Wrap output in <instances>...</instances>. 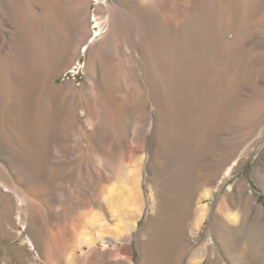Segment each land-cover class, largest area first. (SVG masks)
<instances>
[{"label": "rangeland", "instance_id": "rangeland-1", "mask_svg": "<svg viewBox=\"0 0 264 264\" xmlns=\"http://www.w3.org/2000/svg\"><path fill=\"white\" fill-rule=\"evenodd\" d=\"M0 167L2 264L39 220L94 264H264V0H0Z\"/></svg>", "mask_w": 264, "mask_h": 264}, {"label": "bare ground", "instance_id": "bare-ground-1", "mask_svg": "<svg viewBox=\"0 0 264 264\" xmlns=\"http://www.w3.org/2000/svg\"><path fill=\"white\" fill-rule=\"evenodd\" d=\"M102 23H103V20H101L97 23L99 25L98 27H99L100 32L102 31V28H103V27H101ZM0 168H1L2 174L4 176V180L2 182L3 187L6 189L5 191H2L0 193V224H1L3 222L4 223L10 222L12 204L14 203V199L18 202V205H19V204L25 203V200H28L29 196H28V194L26 192L27 190L25 188L21 190L18 188L19 186L17 187V184H18L17 180H13L16 178L15 174L11 170H8L9 171V173H8L7 170L5 171L2 167H0ZM222 206L223 205L221 203L219 206V210L222 209ZM216 216H218V215H216ZM184 217L185 216H183V221H184ZM251 217L253 218V216H251ZM220 218H221V216H220ZM220 218L218 216V218H217L218 223L216 222L217 225L215 228L217 241H218V243H220V241H221V243L226 242L227 245H229V243H228L229 239H227V237L230 236L231 232L234 230L233 229L234 226L232 227L230 224H227L225 221H223V222H225V223H223ZM18 219H19V217H18ZM232 221L235 222L236 217ZM161 222H163V221H161ZM245 222H246V216L244 215L241 219L240 227L245 226ZM32 223H33V221H30V224L26 228V231L28 234L27 242L29 243V245H31V247H33L34 249H37V251L40 252V254L42 256L43 264H94L95 258H94V253H92V250L84 251L82 247H79L78 248L79 250L72 248V241L74 240V238L76 236V233H77L76 230L77 229L76 230L73 229L68 233H63L61 230V228H62L61 224L58 222H56V223L55 222L54 223L53 222H43V220H39L33 224ZM22 224L25 225L24 223H22ZM155 224H156V222H155ZM258 226H259V228H258L259 235L262 234V236H263L264 235V223L260 222V224ZM35 230L37 232V238L36 239L34 238L35 235L33 232ZM154 231H155V229H154ZM174 231H175V233H179V231L182 232L183 230H182V228H174ZM256 232H257V230H256ZM29 236H30V238H29ZM153 237H155V234L152 236V238ZM158 241H159V243L163 244L166 242V239H165V237L159 236ZM262 242L264 243L263 240H262ZM144 246H146V245H144ZM229 248H230V250H229L230 254L232 256H234V258L237 261H240V264H250L248 262L249 260L244 259L245 258V255H244L245 246L244 247H237L236 246L235 248L232 246L231 247L229 246ZM13 250H14V248L10 246V247L5 249L4 253L6 255H9L8 257H10ZM69 251H71V252H69ZM148 254H147V256H148ZM15 255H16V264H25L26 259H28V255L22 251H20L19 253L16 251ZM144 256H145V254H144ZM10 261H11L10 259L6 260V259L0 258V264H2V262L8 263Z\"/></svg>", "mask_w": 264, "mask_h": 264}]
</instances>
